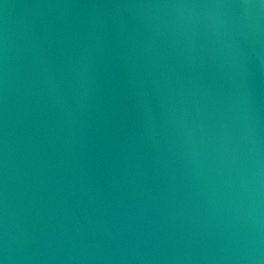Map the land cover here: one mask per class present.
<instances>
[{"label": "water", "instance_id": "1", "mask_svg": "<svg viewBox=\"0 0 264 264\" xmlns=\"http://www.w3.org/2000/svg\"><path fill=\"white\" fill-rule=\"evenodd\" d=\"M0 264H264V0H0Z\"/></svg>", "mask_w": 264, "mask_h": 264}]
</instances>
